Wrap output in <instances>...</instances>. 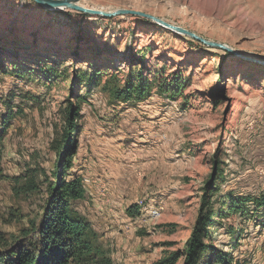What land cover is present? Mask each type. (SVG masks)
I'll return each mask as SVG.
<instances>
[{"label":"rangeland","instance_id":"1","mask_svg":"<svg viewBox=\"0 0 264 264\" xmlns=\"http://www.w3.org/2000/svg\"><path fill=\"white\" fill-rule=\"evenodd\" d=\"M78 4L145 12L229 50L140 16L0 0V117L5 101L15 113L4 132L0 121V237L20 236L41 212L67 100L82 96L66 179L89 176L96 183L73 207L91 224L109 264H159L173 252L180 253L173 264H183L206 185L217 172L224 179L211 198L214 208L227 194L264 190V0ZM135 69L152 85L143 101H114L100 89L107 74L124 78ZM176 81L180 93L170 98ZM30 174L36 188L23 191ZM261 210L247 201L215 224L205 242L223 248L232 264H264ZM230 223L242 230L237 246L225 227Z\"/></svg>","mask_w":264,"mask_h":264},{"label":"trees","instance_id":"2","mask_svg":"<svg viewBox=\"0 0 264 264\" xmlns=\"http://www.w3.org/2000/svg\"><path fill=\"white\" fill-rule=\"evenodd\" d=\"M177 83L176 81L169 89L170 98L180 93L178 88L182 85ZM100 89L114 101L136 104L150 95L152 85L140 70L135 69L124 78H120L117 73L107 74ZM165 90L168 91L167 88ZM157 93L162 94L161 88L157 89ZM82 99L84 97L78 96L75 102L67 100L65 127L61 138L54 145L56 158L50 173L51 178L46 183V197L41 212L30 221L28 229L21 231L20 236L8 242L0 237V264H91L95 261L110 263L109 258L103 255L104 249L97 242V234L91 224L73 207V203L83 199L86 193L82 177L77 175L71 180L66 179V173L71 168L76 153L75 137L79 130L77 118ZM5 104L6 110L0 117L2 132L6 131L9 122L15 117L11 102L5 101ZM1 138L0 132V150ZM33 177L30 174L25 178L23 191H33L36 188ZM220 179H224L222 170L206 185L207 192L201 201L190 236L185 242L183 264H232L223 248L205 242L210 229L215 224L220 225L223 218H232L244 210L245 203L249 200L256 207L262 208L264 217V190L255 196L227 194L223 196L220 205L214 208L211 198L216 194ZM17 180L16 178V182ZM130 207L127 208L128 212H131ZM134 212H137L135 206ZM225 227L230 237H234L233 245L237 246L242 234L241 227L233 226L232 223ZM179 256V252H173L159 264H173Z\"/></svg>","mask_w":264,"mask_h":264},{"label":"water","instance_id":"3","mask_svg":"<svg viewBox=\"0 0 264 264\" xmlns=\"http://www.w3.org/2000/svg\"><path fill=\"white\" fill-rule=\"evenodd\" d=\"M36 4L40 5L43 9H61V8H69L73 10H77L79 12L85 13V14H93V15H101L105 17H112L115 15H125V14H130V15H135V16H140L143 18H146L168 30H171L177 34H182L184 36H188L194 40H197L207 46L211 47H219L223 48L226 50H229V48L221 43L217 42H212L209 40H206L194 32H191L185 28H182L180 26L173 25L169 22L164 21L163 19L156 17L154 15L137 11V10H131V9H116L114 11H103V10H98L94 8H89V7H84L82 5H79L78 2L80 0H33Z\"/></svg>","mask_w":264,"mask_h":264},{"label":"built area","instance_id":"4","mask_svg":"<svg viewBox=\"0 0 264 264\" xmlns=\"http://www.w3.org/2000/svg\"><path fill=\"white\" fill-rule=\"evenodd\" d=\"M82 183H83L85 189H87L88 186L93 185L96 182L93 179H91L89 176H83L82 177ZM157 214H158L157 210H155V209L150 210V215L156 216Z\"/></svg>","mask_w":264,"mask_h":264},{"label":"bare ground","instance_id":"5","mask_svg":"<svg viewBox=\"0 0 264 264\" xmlns=\"http://www.w3.org/2000/svg\"><path fill=\"white\" fill-rule=\"evenodd\" d=\"M3 37V34L0 33V38Z\"/></svg>","mask_w":264,"mask_h":264}]
</instances>
